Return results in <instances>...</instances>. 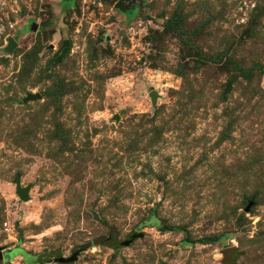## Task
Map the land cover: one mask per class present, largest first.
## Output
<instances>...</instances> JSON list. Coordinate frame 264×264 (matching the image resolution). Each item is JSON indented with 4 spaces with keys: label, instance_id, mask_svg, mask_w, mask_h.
Listing matches in <instances>:
<instances>
[{
    "label": "rangeland",
    "instance_id": "374dc122",
    "mask_svg": "<svg viewBox=\"0 0 264 264\" xmlns=\"http://www.w3.org/2000/svg\"><path fill=\"white\" fill-rule=\"evenodd\" d=\"M0 246L264 264V0H0Z\"/></svg>",
    "mask_w": 264,
    "mask_h": 264
},
{
    "label": "water",
    "instance_id": "95a60500",
    "mask_svg": "<svg viewBox=\"0 0 264 264\" xmlns=\"http://www.w3.org/2000/svg\"><path fill=\"white\" fill-rule=\"evenodd\" d=\"M14 46H15V43H14L13 39L11 37H8L6 49L8 51H11ZM149 95H150V97L154 98L156 96V93L152 90V91H150ZM38 97H40L39 93L27 94L23 97V100H29V99L31 100V99H35ZM15 193L18 195V198L20 200H22V201L27 200L28 199V185L21 187V186H19L18 183H16ZM94 217L96 218V216H94ZM130 236H131V238L138 237V236H140V232L131 233ZM131 238L124 239L121 242L113 243L112 241H110L107 243L114 251H116V247L118 246V244L126 245ZM102 242H105L102 237H99L96 240V243H102ZM89 245H90V243H86V244L74 247L68 256H62L59 250H53L50 254L53 255L52 260L54 262L70 263V262H74L77 259L78 253L80 251L84 250L85 248H87ZM0 248H1V246H0ZM227 251L231 252V255L234 256L233 252H232V251H234V248L231 247V248H229L223 252V260L222 261L224 263L233 264L234 261L231 260V258H230L231 255H228L226 253ZM26 255H27V257L25 256L26 257L25 259L27 261H33V262H36L37 264H44L46 261H48V259L46 258L48 256V253H45V252H40V253H37L35 255H31V256L29 254H26ZM1 257H2V255L0 252V259H1Z\"/></svg>",
    "mask_w": 264,
    "mask_h": 264
},
{
    "label": "flooded vegetation",
    "instance_id": "af4514ba",
    "mask_svg": "<svg viewBox=\"0 0 264 264\" xmlns=\"http://www.w3.org/2000/svg\"><path fill=\"white\" fill-rule=\"evenodd\" d=\"M9 249V248H8ZM15 249H19V248H15ZM7 250V248H5V247H3V246H1V248H0V252H1V255L3 256V255H8V253L10 252V251H6ZM20 250V252H22L21 254L20 253H17L16 255L17 256H19L20 257V259L22 260V262H24V263H29V264H37L36 262H33V261H27L25 258L27 257V255L26 254H29L30 256H31V254L30 253H26L24 250H22V249H19ZM52 255V254H51ZM14 256V255H13ZM26 256V257H25ZM2 258L3 257H1V259L0 260H2ZM47 259H48V261H46L45 263H49L50 262V257H46ZM54 262V261H53ZM44 263V264H45Z\"/></svg>",
    "mask_w": 264,
    "mask_h": 264
},
{
    "label": "trees",
    "instance_id": "16d2710c",
    "mask_svg": "<svg viewBox=\"0 0 264 264\" xmlns=\"http://www.w3.org/2000/svg\"><path fill=\"white\" fill-rule=\"evenodd\" d=\"M172 23L174 24V26H177L176 23H174L173 21L171 22V20L168 21V22L165 24V26L168 27V28H170V29H171V28H174V26H173Z\"/></svg>",
    "mask_w": 264,
    "mask_h": 264
}]
</instances>
